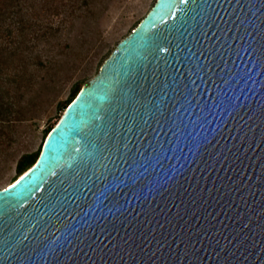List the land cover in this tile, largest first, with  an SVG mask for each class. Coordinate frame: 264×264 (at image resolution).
Wrapping results in <instances>:
<instances>
[{"label":"water","instance_id":"obj_1","mask_svg":"<svg viewBox=\"0 0 264 264\" xmlns=\"http://www.w3.org/2000/svg\"><path fill=\"white\" fill-rule=\"evenodd\" d=\"M0 264H264V0H157L0 190Z\"/></svg>","mask_w":264,"mask_h":264},{"label":"rangeland","instance_id":"obj_2","mask_svg":"<svg viewBox=\"0 0 264 264\" xmlns=\"http://www.w3.org/2000/svg\"><path fill=\"white\" fill-rule=\"evenodd\" d=\"M20 1L25 14L51 25L46 35L41 33L33 41V36L19 37L3 53L11 75L4 90L8 88L17 102L19 119L0 130V190L10 186L17 176L20 157L40 150L47 130L65 113L60 105L70 100L81 84L77 99L157 2L91 0L90 10L85 7L72 12L66 7L64 15L53 16L55 8L67 5L69 0Z\"/></svg>","mask_w":264,"mask_h":264},{"label":"trees","instance_id":"obj_3","mask_svg":"<svg viewBox=\"0 0 264 264\" xmlns=\"http://www.w3.org/2000/svg\"><path fill=\"white\" fill-rule=\"evenodd\" d=\"M90 6L91 0H69L67 5L65 4L62 5V7H56V12H54L53 16L64 15V10L66 7H70L72 12H76L83 10L85 7L87 10H90ZM24 9L25 8L20 0H0V130H4L6 125L13 124L19 119L17 102H15L10 96V90H8V88L7 90H4V85L7 84V81H10L9 79L11 75L8 67L3 61V53L10 49L12 45L16 43L19 37L25 38L28 35L31 37L33 36V41L39 37V34L41 33H45L44 35H46V33H48L47 27L51 25L46 23V20L44 19H35L34 17H31L30 14H25L23 11ZM81 87V84L76 86L70 100L60 105V108L63 112H65L74 102L76 96L81 91ZM56 125L50 127L47 130V136L44 140V143ZM42 147L34 154H24L20 157L16 167L17 176L14 178L12 184L35 165L42 152Z\"/></svg>","mask_w":264,"mask_h":264}]
</instances>
